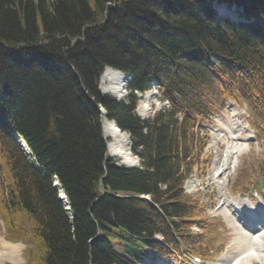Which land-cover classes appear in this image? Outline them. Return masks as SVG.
Wrapping results in <instances>:
<instances>
[{
	"label": "trees",
	"instance_id": "obj_1",
	"mask_svg": "<svg viewBox=\"0 0 264 264\" xmlns=\"http://www.w3.org/2000/svg\"><path fill=\"white\" fill-rule=\"evenodd\" d=\"M96 1L92 9L88 0H48L47 12L43 0L33 8L29 0H0V209L11 236L21 212L32 222L44 245L40 264H129L131 250L142 253L147 244L138 238L162 231L159 211L189 214L180 186L203 145L197 121L207 122L232 96L247 101L264 126V0H226L252 19L240 25L214 22L208 0ZM12 3H25V14ZM105 64L129 72L131 90L147 89L155 77L170 108L142 122L132 112L133 95L128 104L101 97L93 81ZM99 103L131 133L141 169L106 158ZM10 130L42 172L24 160ZM117 192L148 194L158 208ZM97 229L103 237L90 244ZM111 244L130 256H118Z\"/></svg>",
	"mask_w": 264,
	"mask_h": 264
},
{
	"label": "rangeland",
	"instance_id": "obj_2",
	"mask_svg": "<svg viewBox=\"0 0 264 264\" xmlns=\"http://www.w3.org/2000/svg\"><path fill=\"white\" fill-rule=\"evenodd\" d=\"M25 1V0H22ZM46 1L43 0V6L45 11L48 12V10H51V7L46 4ZM113 1V0H111ZM32 8L33 5L36 6V4L39 3V0H29ZM110 1H106L107 4ZM27 3V1H26ZM88 3L92 9H95V4H97L96 0H88ZM25 3H22L21 6H24ZM21 6H18L15 4H10V8H16V10L20 9L21 13H24V10L26 9V6L23 8H20ZM24 9V10H23ZM37 9V8H35ZM34 11V10H33ZM40 14L41 11L37 9V11H34V17L36 18ZM101 12H99L100 14ZM20 22V21H18ZM41 24L38 27V30L43 33V30ZM37 30V29H36ZM26 31H28L26 29ZM30 31V30H29ZM34 32V31H33ZM95 82V81H93ZM101 91V90H100ZM106 91V90H105ZM108 92V91H107ZM102 93V91H101ZM109 93V92H108ZM141 99V98H140ZM145 98H142L144 100ZM146 100V99H145ZM163 104L162 102H160ZM226 108L221 113V115L214 118V123L208 126L209 129V137L207 139L206 148L204 149V155L201 159L205 160L204 164L201 165L203 171H205L204 176L196 175L194 174L192 179L198 181L197 191H195L194 195H197L198 197L202 198L204 201V204L206 206L207 213L209 214L210 219L208 220L212 222L209 225V228H207V237L210 243L213 244V248H210L208 251L209 254V261L205 262V264H215L218 260H221L222 255L228 256L229 252L234 251L235 244L233 243V237L235 235V231L233 230V227H230V225L227 223L225 219L221 216H215L216 212H220L218 209L219 203L218 201L221 198H224L221 194H227L230 196V202L234 203L236 202V197L238 193L247 195L249 190L251 188H257L261 190L262 194V201L264 203V128L263 129H256V121L251 118L249 114V110H242L241 108V102L235 103L230 99L226 100ZM137 106L140 108V103L138 101ZM234 124V126L238 129L235 135V137L240 138H246L248 135L254 136L253 140L247 139L248 141V149L242 150L238 156L235 163L234 170L231 171V173L228 175V183L225 189L220 192L219 184L217 183L216 179L214 183L212 180V176L214 173V168L217 163V159L219 156V152L222 149H225V144L228 142L225 138V136L218 135L221 130L225 131V128H228L229 125ZM109 139V138H108ZM233 142V141H232ZM237 143V142H233ZM206 156V157H205ZM116 158V157H114ZM119 158V157H118ZM117 159L118 162L120 160ZM230 162H232L230 160ZM234 162V161H233ZM233 162L230 164L231 169L233 167ZM213 178H215L213 176ZM260 181V186L257 187V184ZM163 188V186H161ZM119 195H126L125 192L119 193ZM231 203L229 204V209H232ZM261 204L260 201L254 202L255 207H259ZM218 205V206H217ZM217 207V208H216ZM216 208V211H215ZM221 213V212H220ZM213 219V220H212ZM28 223L25 218H21L19 221V234H23L22 239L24 240H14L15 243H22L21 253H20V262H27V264H36V262H30V252L28 253V256L26 253H23V249L25 246L32 247V254H35V252L38 250L37 244L33 241L32 237L28 235ZM2 239L7 240V230L5 227V222L0 216V243L2 244ZM227 251V252H226ZM38 253V251H37ZM23 255V257H22ZM221 258V259H220ZM28 259V260H26ZM11 261V260H10ZM9 260L7 261V264H11ZM180 259L176 261V264H180Z\"/></svg>",
	"mask_w": 264,
	"mask_h": 264
},
{
	"label": "bare ground",
	"instance_id": "obj_3",
	"mask_svg": "<svg viewBox=\"0 0 264 264\" xmlns=\"http://www.w3.org/2000/svg\"><path fill=\"white\" fill-rule=\"evenodd\" d=\"M127 76L123 73L116 72L110 68H107L105 73L102 75V91L106 90L112 94L115 98H120L125 95L127 86ZM152 93L147 92L145 98L150 100ZM145 100V99H144ZM142 114L149 115L151 108L145 101L141 102ZM102 130L104 136L109 141L107 147L109 153L113 156L119 157L121 162L126 165L136 164V157L131 153L129 148V140L127 132L120 131L117 129L116 124L113 120L107 118L106 115H102L101 118ZM232 129V128H231ZM234 129V128H233ZM228 130V129H227ZM231 136V143L227 144L228 157L223 162L222 167H218L213 175L219 184V188H223L226 183V177L219 178L225 171L230 172L234 169L237 154L246 148L243 142L239 143L238 138L229 131ZM230 160L233 162V167H230ZM215 181V180H214ZM59 188V187H58ZM186 188L188 191L196 189L194 181H187ZM222 191V190H221ZM219 200L218 209L226 219L227 223L233 227L235 235L233 242L235 243L234 251L231 250L228 256H223L217 264H254V261L259 264H264V215L254 214V210L251 205L243 206L239 213V217L233 214L234 211L229 209V200L222 198ZM259 209V208H258ZM21 243H10L2 239L0 243V264H7L6 262L11 260V264H19L20 262V251ZM161 260V259H160Z\"/></svg>",
	"mask_w": 264,
	"mask_h": 264
}]
</instances>
